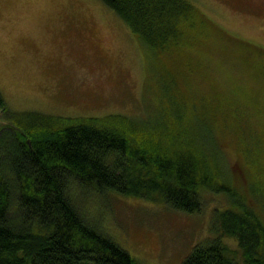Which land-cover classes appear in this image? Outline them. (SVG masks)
<instances>
[{
	"label": "rangeland",
	"instance_id": "374dc122",
	"mask_svg": "<svg viewBox=\"0 0 264 264\" xmlns=\"http://www.w3.org/2000/svg\"><path fill=\"white\" fill-rule=\"evenodd\" d=\"M187 1L226 37L190 21L166 63H152L153 54L102 0H24L29 7L17 25L0 22V93L18 113L138 121L164 115L175 99L189 114L195 102L209 99L234 185L261 211L264 59L247 47L264 50V0ZM201 198L202 210L188 214L88 192L82 210L141 264H182L213 238L215 211L232 204L223 193L204 190ZM225 242L245 264L238 242Z\"/></svg>",
	"mask_w": 264,
	"mask_h": 264
},
{
	"label": "trees",
	"instance_id": "16d2710c",
	"mask_svg": "<svg viewBox=\"0 0 264 264\" xmlns=\"http://www.w3.org/2000/svg\"><path fill=\"white\" fill-rule=\"evenodd\" d=\"M102 1L153 54L152 63H166L190 21L226 37L187 0ZM247 49L264 59V50ZM183 104L175 99L173 110L139 121L63 118L14 112L0 93V264H141L86 217L87 193L193 214L203 208L204 190L232 204L215 211L213 238L182 264H239L226 239L238 242L245 264H264V203L260 211L257 194L253 205L236 189L216 132L218 111L209 99L190 114Z\"/></svg>",
	"mask_w": 264,
	"mask_h": 264
},
{
	"label": "clouds",
	"instance_id": "9594fccd",
	"mask_svg": "<svg viewBox=\"0 0 264 264\" xmlns=\"http://www.w3.org/2000/svg\"><path fill=\"white\" fill-rule=\"evenodd\" d=\"M29 7L24 0H0V22L5 27L17 25L24 15V9Z\"/></svg>",
	"mask_w": 264,
	"mask_h": 264
}]
</instances>
